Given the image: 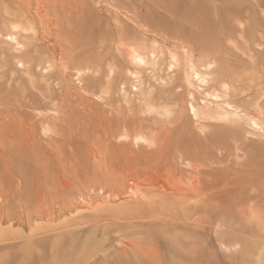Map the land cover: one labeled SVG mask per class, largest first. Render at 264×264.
<instances>
[{"label": "rangeland", "instance_id": "1", "mask_svg": "<svg viewBox=\"0 0 264 264\" xmlns=\"http://www.w3.org/2000/svg\"><path fill=\"white\" fill-rule=\"evenodd\" d=\"M0 217V264H264V0H0Z\"/></svg>", "mask_w": 264, "mask_h": 264}, {"label": "bare ground", "instance_id": "2", "mask_svg": "<svg viewBox=\"0 0 264 264\" xmlns=\"http://www.w3.org/2000/svg\"><path fill=\"white\" fill-rule=\"evenodd\" d=\"M261 93H262V91H261ZM177 107H178V106H177ZM157 108H158V107H157ZM221 108H222V107H221ZM209 111H210V110H209ZM191 112H192V111H191ZM210 112H211V111H210ZM159 113H160V112H159ZM201 113H202V112H201ZM215 113H216V112H215ZM224 113H225V111H224ZM230 113H231V112H230ZM147 114H148V113H147ZM218 114H219V113H218ZM168 115H169V114H168ZM220 115H222V114H220ZM217 116H218V115H217ZM212 118H213V117H212ZM225 118H226V117H225ZM164 119H165V118H164ZM170 119H171V118H170ZM170 119H169V120H170ZM236 122L238 123L239 121H236ZM236 122H235V123H236ZM224 125H225V124H224ZM227 125H228V124H227ZM232 125H233V124H232ZM225 126H226V125H225ZM230 126H231V125H230ZM238 128H239V127H238ZM44 129H45V128H44ZM47 130H48V129H47ZM238 130H239V129H238ZM238 130H235V131H238ZM139 137H140V136H139ZM139 137H137V138H139ZM137 138H136V139H137ZM122 139H123V138H122ZM135 141H136V140H135ZM9 165H10V164H9ZM9 165H8V167H9ZM17 166H18V165H17ZM18 167H20V166H18ZM18 167H17V168H18ZM189 168H190V167H189ZM9 169H10V168H9ZM129 175H130V174H129ZM129 175H128V176H129ZM191 175H192V174H191ZM22 176H23V175H22ZM149 179H150V178H149ZM168 179H169V178H168ZM168 179H167V180H168ZM130 180H131V179H130ZM145 180H146V179H145ZM164 180H165V179H164ZM167 180H165V181H167ZM161 181H162V180H161ZM174 181H175V180H174ZM150 182H152V181H150ZM178 182H180V181H178ZM39 183H40V182H39ZM159 183H160V182H159ZM65 184H66V183H65ZM65 184H64V185H65ZM169 184H170V183H169ZM195 184H196V183H195ZM38 185H39V184H38ZM61 185H62V184H61ZM68 185H69V184H68ZM68 185H67V187H68ZM40 186H41V185H40ZM46 186H47V185H46ZM163 186H164V184H163ZM179 186H180V185H179ZM37 187H38V186H37ZM165 187H166V185H165ZM165 187H164V188H165ZM170 187H171V186H170ZM164 188H163V189H164ZM62 189H64V188H62ZM65 189H66V188H65ZM65 189H64V192H65ZM68 189H69V188H68ZM165 189H167V188H165ZM191 189H192V188H191ZM48 190H49V189H48ZM168 190L171 191V189H168ZM172 190H173V189H172ZM35 193H36V192H35ZM42 193H43V192H42ZM37 194H38V192H37ZM53 195H54V194H53ZM62 196H63V195H62ZM69 196H70V195H69ZM40 197H41V196H40ZM5 199H6V198H5ZM45 199H46V198H45ZM60 199H61V198H60ZM63 199H64V198H63ZM73 199H74V198H73ZM114 199H115V198H114ZM36 200H37V199H36ZM52 201H53V199H52ZM55 201H56V200H55ZM59 201H60V200H59ZM70 201H71V200H69V202H70ZM5 202H6V201H5ZM45 202H46V201H45ZM80 202H81V201H79V203H80ZM43 203H44V202H43ZM53 203H54V202H53ZM66 203H67V202H66ZM70 203H71V202H70ZM73 203H74V202H72V204H73ZM23 204L25 205V203H23ZM45 204H46V203H45ZM67 204L69 205V203H67ZM57 205H58V204H57ZM57 205H56V206H57ZM54 206H55V205H54ZM60 206H61V203H60ZM71 206H72V205L70 204V207H71ZM83 206H84V205H83ZM83 206H82V207H83ZM57 207H58V206H57ZM64 207H65V205H64ZM90 207H91V205H90ZM36 208H37V207H36ZM44 208H45V206H44ZM47 208H49V207H47ZM65 208H66V211H67L68 207H65ZM77 208H78V205H77ZM77 208H74V210H76ZM79 208H80V207H79ZM80 209H81V208H80ZM4 211H5V209H4ZM53 212H54V211H53ZM62 212H63V211L60 210L59 214L61 215ZM72 212H73V211H72ZM66 213H67V212H66ZM40 214H41V213H40ZM63 214H64V212H63ZM63 214H62V215H63ZM69 214L71 215V212H70ZM69 214H68V215H69ZM15 215H16V214H15ZM15 215H14V216H15ZM24 215H25V214H24ZM38 215H39V213H38ZM38 215H36V217H37ZM60 215H59V216H60ZM64 215H65V214H64ZM4 216H5V215L3 214L2 218H3ZM19 216H20V215H19ZM31 216H32V215H31ZM31 216H30V218H31ZM34 216H35V215H34ZM43 216H44L45 218L48 217V216H49V215H48V212H46ZM54 216H55V213H54ZM12 217H13V216H12ZM41 217H42V216H41ZM41 217H39V218L41 219ZM91 217H93V216H91ZM0 218H1V217H0ZM7 218H8V217H7ZM28 218H29V217H28ZM34 218H35V217H34ZM42 218H43V217H42ZM3 219H4V218H3ZM36 219H37V218H36ZM40 219H39V220H40ZM47 219H48V218H47ZM58 219L60 220V218H58ZM62 219H63V217H62ZM27 220H28V219H27ZM5 221H7V219H6ZM19 221H20V220H19ZM34 221H35V219H34ZM40 221H41V220H40ZM43 221H44V220H43ZM50 221H51V220H50ZM7 222H8V221H7ZM20 222H21V221H20ZM35 222H36V221H35ZM25 223H26V222H25ZM30 223H32V222H30ZM54 223H55V222H54ZM0 224H1V223H0ZM7 224H8V223H7ZM19 224H20V223H19ZM27 224H28V222H27ZM33 224H34V223H33ZM75 225H76V224H75ZM73 226H74V225H73ZM70 229H71V228H70ZM3 231H4V230H3ZM5 232H6V231H5ZM3 233H4V232H3ZM3 233H2V234H3ZM7 237H8V236H7ZM131 255H132V254H131Z\"/></svg>", "mask_w": 264, "mask_h": 264}]
</instances>
